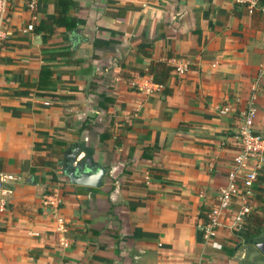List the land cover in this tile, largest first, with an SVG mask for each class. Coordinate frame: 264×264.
Here are the masks:
<instances>
[{
    "label": "crops",
    "instance_id": "1",
    "mask_svg": "<svg viewBox=\"0 0 264 264\" xmlns=\"http://www.w3.org/2000/svg\"><path fill=\"white\" fill-rule=\"evenodd\" d=\"M71 1L75 26L50 37L26 27L54 18V0H37L34 19L29 0H11L0 18V173L15 178L0 264H264V232L205 238L200 217L226 185L249 108L264 136V0ZM152 62L188 69L161 86ZM76 152L107 170L100 188L62 173ZM253 192L250 215L264 181Z\"/></svg>",
    "mask_w": 264,
    "mask_h": 264
},
{
    "label": "built area",
    "instance_id": "2",
    "mask_svg": "<svg viewBox=\"0 0 264 264\" xmlns=\"http://www.w3.org/2000/svg\"><path fill=\"white\" fill-rule=\"evenodd\" d=\"M11 0H0V18H3L8 10ZM37 0H29L28 9L32 13L36 11ZM238 4H246L249 8L257 7L258 0H236ZM27 32L34 31L33 22L26 27ZM2 31L0 30V40ZM1 42V41H0ZM188 69L187 64H176L173 72L182 76ZM259 77L264 78V67L259 72ZM230 111L228 106L220 108L221 114H227ZM256 111L249 108L243 114V124L238 128L237 136L240 149L238 154L232 160L231 170L226 175V185L220 188L217 204L207 213L206 222L203 225V234L205 238L214 237L221 228H238L241 230L245 219L251 214L253 206V189L258 183V173L264 170V136L252 131ZM12 175L0 173V214L7 211L9 206V197L13 194V190L4 185L14 181ZM236 209L233 210V207ZM230 216L231 224L226 225L222 221L223 217ZM59 233L66 232V226L62 220H59ZM33 236L38 237V233ZM60 245L67 247L65 239L59 241Z\"/></svg>",
    "mask_w": 264,
    "mask_h": 264
},
{
    "label": "trees",
    "instance_id": "3",
    "mask_svg": "<svg viewBox=\"0 0 264 264\" xmlns=\"http://www.w3.org/2000/svg\"><path fill=\"white\" fill-rule=\"evenodd\" d=\"M57 14L54 18L49 21L40 24L35 27L34 31L36 34L44 33L47 37H50L54 33V29L57 26H69L74 27V18L68 17L67 12L70 6L74 7V3L71 0H54ZM173 68L168 66L165 62H152L148 67L146 74L152 79V82L164 86L170 77ZM104 138H108L109 135L105 134ZM35 166H46L53 167L54 163L51 161L44 160L41 157H37L33 160ZM258 183L264 181V171L258 173ZM257 183V184H258ZM256 184V185H257ZM254 191V189H253ZM264 205V204H263ZM210 210L208 208H201L200 217L206 221L205 217ZM264 224V206L261 208L259 214L249 215L243 224L241 237L245 240H251L255 237H260L263 234Z\"/></svg>",
    "mask_w": 264,
    "mask_h": 264
},
{
    "label": "water",
    "instance_id": "4",
    "mask_svg": "<svg viewBox=\"0 0 264 264\" xmlns=\"http://www.w3.org/2000/svg\"><path fill=\"white\" fill-rule=\"evenodd\" d=\"M78 154L80 153H72L67 157L66 163L62 166V173L73 185L100 188L107 170L94 163L90 157L77 159ZM255 245L264 253V242H259Z\"/></svg>",
    "mask_w": 264,
    "mask_h": 264
}]
</instances>
